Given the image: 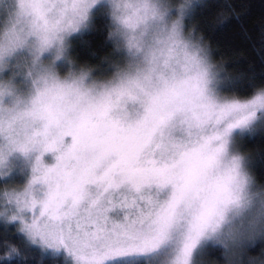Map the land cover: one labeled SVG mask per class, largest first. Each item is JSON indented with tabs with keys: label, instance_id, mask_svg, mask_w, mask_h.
I'll list each match as a JSON object with an SVG mask.
<instances>
[{
	"label": "snow or ice",
	"instance_id": "6c2138e0",
	"mask_svg": "<svg viewBox=\"0 0 264 264\" xmlns=\"http://www.w3.org/2000/svg\"><path fill=\"white\" fill-rule=\"evenodd\" d=\"M96 8L109 10L13 0L0 26V184L23 174L0 187V219L67 264H200L211 244L236 255L264 236V212L234 215L264 204V188L232 155L237 137L264 127V84L225 79L201 42L193 50L167 25L151 43L115 48L107 78L62 77L69 37ZM154 18L149 0H125L110 26L135 35ZM0 249L20 255L7 235Z\"/></svg>",
	"mask_w": 264,
	"mask_h": 264
},
{
	"label": "trees",
	"instance_id": "16d2710c",
	"mask_svg": "<svg viewBox=\"0 0 264 264\" xmlns=\"http://www.w3.org/2000/svg\"><path fill=\"white\" fill-rule=\"evenodd\" d=\"M109 30V16L97 8L89 26L69 45L68 59L75 67H89L99 78L106 77L101 76L102 70L119 59L106 39ZM184 30L188 35L195 31L197 41L207 49L211 63L225 79L244 83L255 78L257 84H264V0H202L184 21ZM240 138L242 149L250 156L254 177L264 183V128ZM14 177L0 187L18 185L21 178ZM5 235L18 247L20 255L4 260L5 251L0 249V264H67L63 256L26 246L17 226L0 219V237ZM200 264H264V236L257 235L246 242L234 256H227L223 246L211 244L200 257Z\"/></svg>",
	"mask_w": 264,
	"mask_h": 264
},
{
	"label": "clouds",
	"instance_id": "9594fccd",
	"mask_svg": "<svg viewBox=\"0 0 264 264\" xmlns=\"http://www.w3.org/2000/svg\"><path fill=\"white\" fill-rule=\"evenodd\" d=\"M201 2L202 0H149L152 10L155 13V18L150 25L151 31L141 27L137 33L133 35V33L127 29L123 23L117 21L110 26L106 39L112 43L114 48H117L118 46L130 47L136 45L137 42L151 43L157 38L165 25H167L172 32L185 34L184 21L187 19L191 11L194 10V8ZM12 3L13 0H0V26L2 27L9 26L14 19V17L9 15V9ZM101 3L108 7L109 10L107 15L110 19H112L113 12H116V15L118 16L122 15L124 12L125 0H101ZM118 5L119 10H117ZM145 32H147V35H144ZM186 37L189 38V47L194 50L198 43L195 35L189 34ZM45 63L49 64L47 61ZM56 63L60 64L61 61H56ZM47 70H51L50 64ZM25 71H27V68H25ZM56 71L63 77L68 75L88 74L92 71V69L83 66L77 69L74 63L68 60L66 68L63 72H60L58 68ZM232 155L235 156L236 160L241 163L245 159L239 153H233ZM230 162V159L225 160V164ZM243 174L249 179V182L254 180L246 169H243ZM260 212H264V204L253 203L251 206H246L237 210L234 215L237 219L246 218L251 220ZM230 230L231 229H229V231ZM225 243H227V234Z\"/></svg>",
	"mask_w": 264,
	"mask_h": 264
},
{
	"label": "rangeland",
	"instance_id": "374dc122",
	"mask_svg": "<svg viewBox=\"0 0 264 264\" xmlns=\"http://www.w3.org/2000/svg\"><path fill=\"white\" fill-rule=\"evenodd\" d=\"M97 9V8H96ZM96 9H94V10H96ZM89 26V25H88ZM87 28V27H86ZM86 28H83V29H81L79 32H77V33H74L72 36H70L69 37V45H70V43H71V40H72V38H74L77 34H79L81 31H84V29H86ZM184 32H185V30H184ZM185 35L187 36L188 34L185 32ZM68 50H69V47H68ZM69 60V59H68ZM66 68V65L64 66V69ZM77 68V67H76ZM64 69H63V71H64ZM77 69H79V68H77ZM93 72V71H92ZM94 73V72H93ZM96 75V77L97 78H99V74H95ZM105 78H107V77H105ZM225 94H228V93H225ZM261 129L262 128H264V127H260ZM260 128H257L256 130H259ZM244 135H246V134H244ZM243 135V136H244ZM240 137H242V136H240ZM240 137H237L236 138V140H235V153H239L240 155H242L244 158H245V168H246V170L250 173V175L254 178V180H253V183H254V186H255V188L257 189V190H260V189H262V188H264V183H262V182H260V181H258L255 177H254V175H253V173H252V171H251V168H250V164H249V158H250V156L248 155V153L245 151V149H242V146H241V143H242V141H241V139L242 138H240ZM22 173L21 174H15V171H13V173H12V176L14 177V176H18V177H20L21 179H22ZM20 184H21V181H20V183L18 184V185H16L17 187L18 186H20ZM2 220V219H1ZM3 221V220H2Z\"/></svg>",
	"mask_w": 264,
	"mask_h": 264
}]
</instances>
